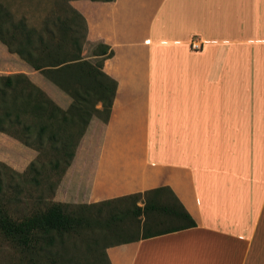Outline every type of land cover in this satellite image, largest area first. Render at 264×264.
Wrapping results in <instances>:
<instances>
[{
    "label": "crops",
    "instance_id": "1",
    "mask_svg": "<svg viewBox=\"0 0 264 264\" xmlns=\"http://www.w3.org/2000/svg\"><path fill=\"white\" fill-rule=\"evenodd\" d=\"M69 5L88 42L112 50L103 72L117 87L108 121L91 119L55 202L167 187L196 226L108 247L110 264H264V0ZM14 74L70 105L0 43V75ZM35 155L0 132V161Z\"/></svg>",
    "mask_w": 264,
    "mask_h": 264
},
{
    "label": "trees",
    "instance_id": "2",
    "mask_svg": "<svg viewBox=\"0 0 264 264\" xmlns=\"http://www.w3.org/2000/svg\"><path fill=\"white\" fill-rule=\"evenodd\" d=\"M69 1L62 0L58 7L46 10L35 25L13 18L10 10L0 4V43L71 99L68 108L61 109L25 74L0 75V132L38 153L24 173L9 170L12 177L4 172L6 166L0 169V235L16 252L13 264H24L19 256H26L29 264H69L75 257L70 251L77 248L83 249V256L92 258L91 264H110L108 247L196 226L167 187L74 206L42 203L39 198L38 206L29 214H11V205L23 193L22 178L28 173L40 175L47 164L57 176L55 182L47 179L52 197L91 119L106 123L110 117L117 85L103 72V63L113 52L97 44L90 55L94 61L87 59V24ZM42 154H50L46 163L40 162ZM6 177L9 182L5 183ZM8 188L13 196H7ZM139 201L142 206H137ZM121 203L131 204L132 208L124 207L117 219L102 216L104 209ZM140 217L144 218L142 225ZM124 219L133 220L130 227L118 226L117 221ZM139 227L143 230L141 236L136 235Z\"/></svg>",
    "mask_w": 264,
    "mask_h": 264
},
{
    "label": "rangeland",
    "instance_id": "3",
    "mask_svg": "<svg viewBox=\"0 0 264 264\" xmlns=\"http://www.w3.org/2000/svg\"><path fill=\"white\" fill-rule=\"evenodd\" d=\"M62 0H0V4L4 7H7L10 12L13 15V18L15 19H24L29 24L35 25L37 24L41 18L45 15L46 10L50 9L51 7H58V2H61ZM62 3V2H61ZM57 4V5H56ZM96 43H89L84 48V54L87 57H90L92 52L94 51L96 47ZM94 59H91V62H93ZM17 141V140H16ZM15 142V139H14ZM36 155L31 160H25L24 162L16 164V162L11 163L9 165L8 163H5L3 161H0V169L3 166H6L7 169L4 170V172L8 175H11V171H15L19 174L24 173L27 171L29 165L31 162H33L37 156L38 153L35 151ZM50 154H42L40 162H47V160L50 158ZM13 157H16L13 155ZM3 164V165H1ZM45 167V166H44ZM49 166L46 164V167L44 170L41 169L40 175L33 176L31 173H28L26 177L22 178L21 183L23 187V193H21L18 196V199L13 202L11 205L10 212L13 216L18 217L24 214H29L33 211V208L38 206V199L40 198L42 203H48V201L55 202L54 196L49 198V193L47 191V183L49 182L47 179L49 177V180L52 182H55L57 180V176L50 171ZM13 177V176H12ZM33 178H36V181L33 180ZM16 181V180H15ZM18 181V180H17ZM16 181V182H17ZM61 181V180H60ZM9 182L8 178H5V183ZM60 183V182H59ZM58 187V186H57ZM57 189V188H56ZM56 192V190H55ZM14 194V193H13ZM12 190L7 189V196H13ZM16 194V193H15ZM57 203V202H55ZM69 206L74 205H80V203H62ZM129 206L132 208V205L128 204H117L114 206H110L103 210L102 216L105 219H108L111 216H114L116 219L121 216V212L123 211V208ZM137 206H142L141 201L137 203ZM143 217L139 218V225H142ZM133 220L132 219H124L123 222L117 221V224L119 227L128 228L131 226ZM137 236H141L143 233V230L137 229ZM71 254H74L75 257L72 258L73 263L69 264H91L92 258L87 257L86 255L83 256L84 252L82 248H77L75 251H70ZM20 259L23 261L24 264H29L28 258L25 256H19ZM16 252L12 248L11 244L0 235V264H13L14 260L16 259ZM40 259L35 260L38 262ZM42 261L49 260L42 259ZM50 264V263H48Z\"/></svg>",
    "mask_w": 264,
    "mask_h": 264
},
{
    "label": "built area",
    "instance_id": "4",
    "mask_svg": "<svg viewBox=\"0 0 264 264\" xmlns=\"http://www.w3.org/2000/svg\"><path fill=\"white\" fill-rule=\"evenodd\" d=\"M197 46H194V48H196Z\"/></svg>",
    "mask_w": 264,
    "mask_h": 264
}]
</instances>
